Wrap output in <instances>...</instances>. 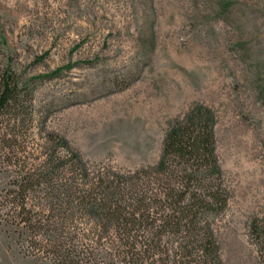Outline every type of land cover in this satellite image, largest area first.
Returning <instances> with one entry per match:
<instances>
[{"label": "rangeland", "instance_id": "374dc122", "mask_svg": "<svg viewBox=\"0 0 264 264\" xmlns=\"http://www.w3.org/2000/svg\"><path fill=\"white\" fill-rule=\"evenodd\" d=\"M6 72L32 95L30 163L55 134L90 163L155 164L176 117L212 108L231 195L215 217L222 258L264 264L251 228L264 220V0H0ZM25 246L1 221L0 264H47Z\"/></svg>", "mask_w": 264, "mask_h": 264}, {"label": "trees", "instance_id": "16d2710c", "mask_svg": "<svg viewBox=\"0 0 264 264\" xmlns=\"http://www.w3.org/2000/svg\"><path fill=\"white\" fill-rule=\"evenodd\" d=\"M31 102L13 73L2 74L0 174L10 176L0 184V222L14 226L26 251L47 264H225L215 217L231 195L212 108L197 103L176 117L160 159L126 171L63 154L56 147L69 144L55 134V150L30 163ZM251 228L264 261V220Z\"/></svg>", "mask_w": 264, "mask_h": 264}]
</instances>
